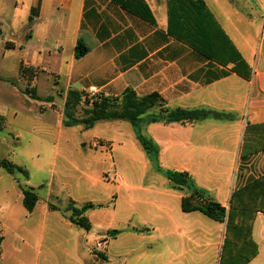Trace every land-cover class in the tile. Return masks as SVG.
I'll return each instance as SVG.
<instances>
[{
    "label": "crops",
    "instance_id": "crops-1",
    "mask_svg": "<svg viewBox=\"0 0 264 264\" xmlns=\"http://www.w3.org/2000/svg\"><path fill=\"white\" fill-rule=\"evenodd\" d=\"M124 1L127 7L115 0H50V4L31 0L26 14L32 8H37L38 13L24 48L35 37L39 43L47 41L42 27L56 29L53 46L59 62L67 66L66 86L61 90L64 97L69 90H77L116 98L130 88L140 97L158 93L171 110L210 112L209 117L193 123L151 124L142 119L140 132L158 149L156 155L146 153L150 163L171 164L176 171L189 173L195 188L229 211L233 193L264 175V0H203L243 61L238 72L234 69L236 63L209 59L169 33V0ZM144 5L154 22L138 15ZM59 11L66 13L67 22L62 18L53 20L51 15ZM46 12L49 15L44 18ZM78 40L89 49L81 58L76 57ZM157 112L152 110L147 115ZM122 123L98 122L93 128L102 127L105 132L94 140V149L97 141L105 142L96 150L112 156L116 142L139 143L136 129L129 123L134 134L126 137L121 130L129 127ZM160 170L162 177L171 169ZM107 174L103 173V177ZM155 178L154 183L144 187L127 185L125 181L117 184V190L111 193L113 205L83 203L96 206L86 211V216L96 208L110 211L111 206L115 214L121 204L125 213L122 225L110 223L107 228L94 229L91 224L90 231L78 227L82 232H77L74 242L84 239L89 251L92 240V245H101L99 251H106L105 260L92 257L96 264H258L264 245L263 213L257 214L251 233L258 255L245 261V253L236 250L223 258L226 222L215 221L199 211L183 212L182 199L191 190L173 188L168 179L162 178L159 180L164 182L155 185ZM51 196L45 200L37 226L39 242L53 240L47 235L54 234L69 243L70 236L51 227V217L60 211ZM18 198L25 218L32 219L41 199L29 214L23 206V195ZM50 205L58 210H51ZM5 208H9L8 203L0 210ZM64 217L60 224L73 231L75 225ZM2 254L3 247L0 259Z\"/></svg>",
    "mask_w": 264,
    "mask_h": 264
},
{
    "label": "rangeland",
    "instance_id": "rangeland-1",
    "mask_svg": "<svg viewBox=\"0 0 264 264\" xmlns=\"http://www.w3.org/2000/svg\"><path fill=\"white\" fill-rule=\"evenodd\" d=\"M30 3L31 0H0V118H3L4 125L0 129V160L22 167L30 176L25 181V175L21 172L10 175L0 169V208L3 204H9V208L0 210V223L3 225L0 230L5 237L0 264H96L92 257L101 258L106 254L102 249L99 251L101 245H92L94 242L91 240L88 251L84 239L79 242L75 239L74 242L75 235L82 230L75 226L72 227L75 231H70L60 224L62 218L69 215L66 212L68 204L75 202L79 208L86 201L113 205L111 193L117 190V184L120 185L111 180L113 174L121 176L122 182L125 181L127 185L144 187L154 183V176L158 179L155 185L164 182L159 178L167 180L166 174L161 177L158 173L160 168L175 170V166L159 164L160 167L157 163H150L137 141V145L134 142H116L112 156L106 151L96 150L105 142L97 141L94 149V140L105 132L102 127L83 130V125L71 128L63 126L67 96L64 97L61 90L66 86L67 66L59 62L60 56L53 46L56 29L42 27L41 32H47V41L39 43L35 37L29 47L24 48L26 36L32 29L29 10L26 14ZM46 3L50 4V0H46ZM45 14L44 18L49 15L47 12ZM51 17L55 21L58 20L55 18H62L67 22L64 11ZM21 66L27 70L28 77L21 72ZM34 73L35 78L31 81ZM34 94L39 99L30 97ZM85 95L89 102L98 94ZM88 102L83 99L75 109L73 113L76 119L88 117L86 111L91 108ZM122 124L129 127L128 130L122 129V133L131 137L134 134L131 125L124 121ZM109 133L117 135L114 130H109ZM107 145L110 150V145ZM103 173L108 174L103 177ZM22 188L35 189L41 199L39 210L32 219L27 217L30 218L27 220L20 209L22 203L18 197L22 194ZM49 194H52L51 202L60 208L50 219L51 227H56L68 238L70 236L69 243L54 234L47 235L48 239L53 240H46L43 244L39 242L37 226ZM112 207L110 211L96 208L95 212L89 213L87 218L94 229L99 226L107 228L110 223H124L122 204L115 214ZM262 247L258 264H264V245ZM230 251L225 249L223 258ZM244 252L243 259L249 253ZM257 255L258 252L254 258Z\"/></svg>",
    "mask_w": 264,
    "mask_h": 264
},
{
    "label": "trees",
    "instance_id": "trees-1",
    "mask_svg": "<svg viewBox=\"0 0 264 264\" xmlns=\"http://www.w3.org/2000/svg\"><path fill=\"white\" fill-rule=\"evenodd\" d=\"M123 7H127L124 0H115ZM169 24L168 31L171 35L185 41L205 57L214 61L226 63H236L235 71L238 72V65L243 61L239 54L235 53L230 41L214 20L211 13L207 10L203 0H169ZM172 3L173 9H172ZM138 13L143 19L154 22V18L148 8ZM171 10V11H170ZM38 9L32 8L29 16V25H33L34 17L37 16ZM226 44V45H225ZM76 57H83L88 51V47L82 40H78L76 48ZM234 54V55H233ZM21 72L26 77L27 70L22 68ZM31 81L35 78L32 74ZM33 99H39L36 94L30 95ZM87 95L77 90H69L64 107L63 121L64 127H75L83 125L84 129L93 128L98 122L121 120L130 123L137 131V140L144 151L151 155H156L158 149L151 139L146 138L140 132V123L146 119L148 123H193L203 120L211 115L207 111H187L183 109L171 110L166 107L165 101L158 93H152L140 97L130 88L116 98L106 97L98 94L91 101H87ZM51 99V98H50ZM86 99L91 104V108L86 111L88 117L79 120L74 117L75 109ZM152 110H158L157 113L147 115ZM215 117H221L216 114ZM3 118H0V129L4 128ZM0 168L13 175L23 173L25 178L29 174L22 167L16 166L8 161H0ZM166 177L173 188L180 190H191L190 195L184 197L181 202L182 211L185 213L199 211L207 217L220 223L226 222L225 249L231 251H241L248 253L245 261L253 258L257 253V245L251 238V228L259 212L264 214V175L254 179L237 189L232 196L230 210L227 211L220 203L206 196L205 192L193 186V180L189 173L176 170H167ZM23 206L30 214L34 211L39 197L32 188H22ZM96 206L87 203L81 208L77 207L75 202H70L66 212L69 213L65 218L73 225L84 229L91 230V223L86 211ZM51 210H58L56 206L50 205ZM249 242V244H248ZM3 236L0 232V256L2 253ZM248 245L249 248L248 249ZM224 253V252H223ZM101 255V254H100ZM101 258L105 260V256Z\"/></svg>",
    "mask_w": 264,
    "mask_h": 264
},
{
    "label": "built area",
    "instance_id": "built-area-1",
    "mask_svg": "<svg viewBox=\"0 0 264 264\" xmlns=\"http://www.w3.org/2000/svg\"><path fill=\"white\" fill-rule=\"evenodd\" d=\"M111 180H112V181H115V182H117V183H119V184H122V183H123V182H122V181H123L122 177L119 176V175H116V174H113V175H112Z\"/></svg>",
    "mask_w": 264,
    "mask_h": 264
}]
</instances>
